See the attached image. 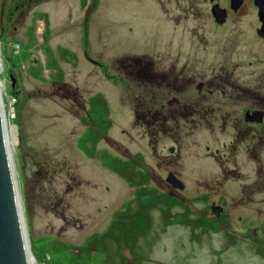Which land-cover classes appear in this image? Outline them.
Wrapping results in <instances>:
<instances>
[{
	"label": "flooded vegetation",
	"instance_id": "obj_1",
	"mask_svg": "<svg viewBox=\"0 0 264 264\" xmlns=\"http://www.w3.org/2000/svg\"><path fill=\"white\" fill-rule=\"evenodd\" d=\"M79 11L102 80L90 126L107 142L113 124L130 143L143 132L156 165L116 143L121 167L162 169L166 217L195 227L191 239L221 231L228 252L264 256V0H80Z\"/></svg>",
	"mask_w": 264,
	"mask_h": 264
},
{
	"label": "rangeland",
	"instance_id": "obj_2",
	"mask_svg": "<svg viewBox=\"0 0 264 264\" xmlns=\"http://www.w3.org/2000/svg\"><path fill=\"white\" fill-rule=\"evenodd\" d=\"M79 5L0 0L1 95L34 264H264L228 252L221 231L191 239L195 227L166 217L162 169L125 171L118 158L122 144L156 165L142 131L130 143L113 124L107 142L100 123L90 126L101 115L86 107L102 80L82 54ZM170 145L161 141L158 155Z\"/></svg>",
	"mask_w": 264,
	"mask_h": 264
},
{
	"label": "water",
	"instance_id": "obj_3",
	"mask_svg": "<svg viewBox=\"0 0 264 264\" xmlns=\"http://www.w3.org/2000/svg\"><path fill=\"white\" fill-rule=\"evenodd\" d=\"M2 32V29H1ZM0 94V264H31L14 163Z\"/></svg>",
	"mask_w": 264,
	"mask_h": 264
},
{
	"label": "bare ground",
	"instance_id": "obj_4",
	"mask_svg": "<svg viewBox=\"0 0 264 264\" xmlns=\"http://www.w3.org/2000/svg\"><path fill=\"white\" fill-rule=\"evenodd\" d=\"M0 70H1V61H0ZM2 87H3V83L0 81V94H1V91H2ZM1 100H2V107H3L4 118H5V130H6V136H7V143H8V147H9L10 154H12V151L10 150V148H11V146H14L15 145V142H16V138H15V136L13 134V131H12V129H14V128L12 126L8 125V123H7L5 109H4V103H3L4 101L2 99V95H1ZM8 129H10V131L12 132L11 138L9 136V130ZM12 161H13V159H12ZM28 241L29 240H28V237H27V243H28ZM28 245H29V243H28ZM30 263L31 264H34V260H33L32 257H30Z\"/></svg>",
	"mask_w": 264,
	"mask_h": 264
}]
</instances>
